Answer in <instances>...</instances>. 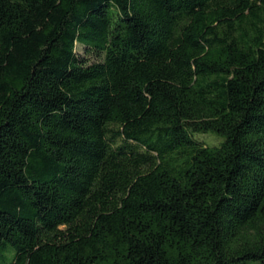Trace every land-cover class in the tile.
<instances>
[{
    "label": "trees",
    "instance_id": "obj_1",
    "mask_svg": "<svg viewBox=\"0 0 264 264\" xmlns=\"http://www.w3.org/2000/svg\"><path fill=\"white\" fill-rule=\"evenodd\" d=\"M250 261L264 0H0V264Z\"/></svg>",
    "mask_w": 264,
    "mask_h": 264
},
{
    "label": "rangeland",
    "instance_id": "obj_2",
    "mask_svg": "<svg viewBox=\"0 0 264 264\" xmlns=\"http://www.w3.org/2000/svg\"><path fill=\"white\" fill-rule=\"evenodd\" d=\"M193 138L196 139V140H201V141L205 142L208 145L215 144L218 141L222 140V138L219 135L214 134L212 132L194 133L193 134ZM240 264H259V263L256 262V261H250V262H244V263H240Z\"/></svg>",
    "mask_w": 264,
    "mask_h": 264
}]
</instances>
